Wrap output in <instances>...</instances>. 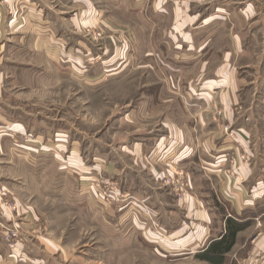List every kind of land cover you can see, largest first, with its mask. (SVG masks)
I'll return each instance as SVG.
<instances>
[{
  "label": "rangeland",
  "instance_id": "obj_1",
  "mask_svg": "<svg viewBox=\"0 0 264 264\" xmlns=\"http://www.w3.org/2000/svg\"><path fill=\"white\" fill-rule=\"evenodd\" d=\"M251 1L264 8V0ZM193 4L0 0V248L9 252L8 260L179 264L181 252L154 222L148 200L161 188L165 206L177 209L191 178L175 163L154 164L146 157L153 151L150 139L165 133V120L194 133L198 111L189 107L198 104L200 94L190 87L201 85L197 72L188 69L192 63L179 60L194 43L180 47V30L173 29L177 11L189 16ZM195 31L191 25L182 33ZM47 39L56 41L54 62L41 52ZM247 42L251 56L240 66L249 68L237 71L246 86L238 116L251 117V134L262 136L264 21ZM178 69H184L182 75ZM29 150L39 154L25 156ZM152 166L161 177L153 175ZM195 166L187 169L199 179ZM218 217L225 230L229 221ZM7 235L24 248L11 249ZM260 239L242 236L243 249L237 253L235 243L223 260L263 261Z\"/></svg>",
  "mask_w": 264,
  "mask_h": 264
},
{
  "label": "crops",
  "instance_id": "obj_2",
  "mask_svg": "<svg viewBox=\"0 0 264 264\" xmlns=\"http://www.w3.org/2000/svg\"><path fill=\"white\" fill-rule=\"evenodd\" d=\"M243 1L192 0L194 4L190 5L189 16H183L182 11H177L180 13L179 21L173 29L180 30L179 46H191L194 43L193 48L187 49L188 54H180L179 60L182 64L191 62L188 69L197 72L201 87L199 90L193 86L190 88L193 92H199L198 104L187 103L186 107L191 105L189 109L198 111V116L194 121V133H189L187 127L180 128L171 120H165V133L158 140L150 139V142L154 140L155 147H152L153 151L147 152L146 158L152 159L154 164L175 163L186 171L187 178H191L185 183L188 192L177 204V209L165 206L162 199L165 200L167 194L161 188L154 189L148 200L154 209V222L166 229L168 242L177 246L181 252L179 264H264L261 257V261L255 262L224 261L223 258L230 257L226 254L232 249L224 251V247L221 250L215 248V244L231 228H238L237 243L234 246L237 253L244 246L241 237L249 233L261 238L257 253L264 254V135H252L249 127L254 123L251 117L241 119L238 116L241 107L237 108L240 104L239 95L242 88L246 87L237 71L249 68L240 66V62H243L245 56H251L245 46L256 26H262L264 8L251 0L246 5ZM13 20L10 22L13 23ZM191 25H195V33H182ZM37 42L35 45L38 48ZM54 44L56 41L53 39L42 43L41 52L46 51L44 56L48 62L57 60ZM184 69L176 72L181 74ZM180 74H176V77ZM183 99L180 102L182 105L185 102ZM22 127L24 125L16 126ZM226 127L237 132L236 136L226 133ZM38 152L25 151V156ZM192 163L196 164L199 179L188 172L187 168ZM150 170L153 175L161 177L156 166ZM216 209L222 212L218 213ZM219 214L229 221L225 230L219 226ZM192 229L188 235L187 232ZM20 243L18 247L24 248V244ZM238 245L241 247L238 248ZM205 254V258H199ZM8 259L9 252L6 248H0V262L15 264Z\"/></svg>",
  "mask_w": 264,
  "mask_h": 264
},
{
  "label": "trees",
  "instance_id": "obj_3",
  "mask_svg": "<svg viewBox=\"0 0 264 264\" xmlns=\"http://www.w3.org/2000/svg\"><path fill=\"white\" fill-rule=\"evenodd\" d=\"M238 231V228L236 230H232L231 228L230 231H228L227 234L221 239V241L215 244V248H217V250H221L222 247H224V251H230L236 242ZM205 257L206 255H203L202 257L199 256V258Z\"/></svg>",
  "mask_w": 264,
  "mask_h": 264
},
{
  "label": "built area",
  "instance_id": "obj_4",
  "mask_svg": "<svg viewBox=\"0 0 264 264\" xmlns=\"http://www.w3.org/2000/svg\"><path fill=\"white\" fill-rule=\"evenodd\" d=\"M219 115H220V113H219ZM225 129H226V131H229V127H226ZM227 133H228V132H227ZM230 135H231V136L235 135V134H234V131H231V132H230ZM235 136H236V135H235ZM12 235H14V236L17 237L16 234H12ZM10 236H11V235H10ZM10 236L7 235L6 240H7V242L10 244V248H11V249H15V248H16V245H18V244H17V240L12 239Z\"/></svg>",
  "mask_w": 264,
  "mask_h": 264
}]
</instances>
